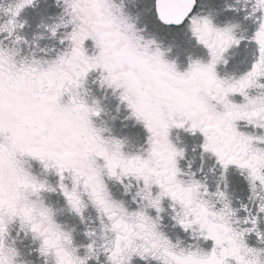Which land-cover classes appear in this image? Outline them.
<instances>
[{"label": "snow or ice", "instance_id": "snow-or-ice-1", "mask_svg": "<svg viewBox=\"0 0 264 264\" xmlns=\"http://www.w3.org/2000/svg\"><path fill=\"white\" fill-rule=\"evenodd\" d=\"M0 264H264V0H0Z\"/></svg>", "mask_w": 264, "mask_h": 264}]
</instances>
